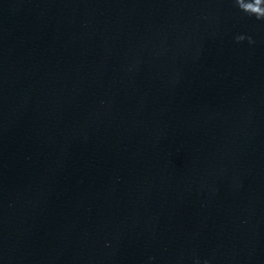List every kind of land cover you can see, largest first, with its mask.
I'll return each instance as SVG.
<instances>
[{
    "label": "water",
    "instance_id": "obj_1",
    "mask_svg": "<svg viewBox=\"0 0 264 264\" xmlns=\"http://www.w3.org/2000/svg\"><path fill=\"white\" fill-rule=\"evenodd\" d=\"M264 0H0V264H264Z\"/></svg>",
    "mask_w": 264,
    "mask_h": 264
},
{
    "label": "clouds",
    "instance_id": "obj_2",
    "mask_svg": "<svg viewBox=\"0 0 264 264\" xmlns=\"http://www.w3.org/2000/svg\"><path fill=\"white\" fill-rule=\"evenodd\" d=\"M237 4L239 0H236ZM244 12L255 15L258 19L264 18V10H261L259 7H252V8H244L242 9Z\"/></svg>",
    "mask_w": 264,
    "mask_h": 264
}]
</instances>
